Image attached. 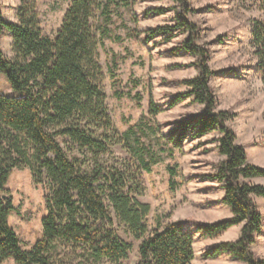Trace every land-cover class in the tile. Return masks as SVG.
Listing matches in <instances>:
<instances>
[{
    "label": "trees",
    "instance_id": "16d2710c",
    "mask_svg": "<svg viewBox=\"0 0 264 264\" xmlns=\"http://www.w3.org/2000/svg\"><path fill=\"white\" fill-rule=\"evenodd\" d=\"M19 1L15 23L5 20L0 3V74L5 75L14 94L0 93V264L8 261L95 264L103 260L125 264L132 247L120 240L108 203L139 240L147 234L144 219L150 207L138 201L127 174L100 164L99 160L110 151L105 142L92 137L88 127L105 133L113 130L107 97L101 88L98 48L106 50L105 39L122 42L120 37L112 35L110 26L115 19L122 20L123 10L131 14L136 1L71 0L54 38L42 31L39 0ZM159 1L173 4L178 15L174 24L145 32L130 30V33L134 38L144 35L146 42L161 36L166 43L180 34L186 35L182 50L196 59L198 74L182 81L186 91L177 94L170 107L190 99L203 110L175 124L171 130L175 147L181 149L190 135L201 139L218 134L215 143L224 158L214 179L224 192L221 204L231 210V217L199 224L198 230L204 239L215 240L230 229L241 227L236 241L215 245L207 257L227 255L244 264H264L252 251L255 235L261 234L264 227L255 202V198L264 200V185L252 181L264 179V168L250 164L246 150L237 144L229 126L237 114L218 110V100L210 85L216 74L209 68L210 52L199 45V28L188 18L194 12L191 0ZM259 5L264 12V0ZM96 12L99 13L98 38L91 25ZM167 12L155 8L147 14ZM5 32L12 36V59L3 52ZM251 46L256 72L264 83V21L252 22ZM118 65V56L110 54L108 71L114 87L119 81ZM134 99L140 106V95ZM149 109L153 116L161 112L152 100ZM58 137L67 138L80 150L93 155L92 172L82 171L76 161L69 159ZM145 167L150 171L148 164ZM25 169L30 171L36 186L47 181L50 188V194L45 197L42 236L30 250L23 249L9 222L14 206L7 185L14 171ZM169 173L173 188L178 172L174 168ZM139 254L138 264H192L194 239L184 223L163 224L157 220L156 229L143 241Z\"/></svg>",
    "mask_w": 264,
    "mask_h": 264
},
{
    "label": "rangeland",
    "instance_id": "374dc122",
    "mask_svg": "<svg viewBox=\"0 0 264 264\" xmlns=\"http://www.w3.org/2000/svg\"><path fill=\"white\" fill-rule=\"evenodd\" d=\"M70 1H38L40 24L45 35L55 37ZM135 1L133 12L123 10L122 20L115 19L110 26L112 35L120 37L122 42L105 39L106 50L98 48L103 76L101 88L107 97L113 130L105 133L88 127L92 137L105 142L110 151L99 160L100 164L127 174L131 185L135 186L138 201L150 207V213L144 219L147 234L139 240L117 218L108 203L120 240L132 247L125 264H138L139 249L156 229L157 220L163 224L184 223L185 230L194 239L195 260L192 264H244L227 255L215 259L207 257L215 245L236 241L241 227L229 230L215 240L204 239L198 230L199 224L228 219L231 214V210L221 204L223 190L214 179L224 160L215 143L219 135L209 134L201 139L190 135L181 149L175 147V138L171 136L176 123L203 110L190 99L170 107L172 99L186 91L182 81L198 74L196 59L182 50L186 35L180 34L166 43L161 36L146 42L144 35L134 38L130 33V30L145 32L158 26L173 25L177 11L169 1ZM0 3L5 20L15 23L20 1L0 0ZM259 4L260 0H191L194 12L188 18L199 28V45L210 52L209 68L216 73L210 85L218 100V110L237 114L229 124L237 137V144L246 150L250 164L264 168V83L256 72L251 46L252 22L264 21ZM155 8L168 12L164 15L147 14L148 10ZM91 25L98 38V12ZM2 47L4 54L12 59L10 34L5 33ZM110 54L118 56L119 81L116 87L108 71ZM0 93L14 95L4 74H0ZM138 94L142 98L140 106L134 99ZM151 100L155 108L161 110L157 116L150 115ZM58 141L69 159L76 161L82 171L92 172L95 165L92 154L80 150L67 138L58 137ZM174 168L178 175L171 188L169 169ZM252 182L264 185V179ZM7 188L14 206L10 226L19 236L23 249L30 250L42 236L49 185L44 181L43 185L36 186L30 171L25 169L13 172ZM255 202L264 222V202L256 198ZM252 251L257 260L264 263V227L261 234L255 235ZM4 264L15 263L8 261ZM95 264L113 263L103 260Z\"/></svg>",
    "mask_w": 264,
    "mask_h": 264
},
{
    "label": "crops",
    "instance_id": "0c3cea01",
    "mask_svg": "<svg viewBox=\"0 0 264 264\" xmlns=\"http://www.w3.org/2000/svg\"><path fill=\"white\" fill-rule=\"evenodd\" d=\"M20 6V5H19ZM16 13H17V10H16ZM5 33H7V32H5ZM5 33H4V36H5ZM9 34V33H8ZM10 37H11V40H12V36L10 35ZM4 38V37H3ZM2 45H3V40H2ZM3 48V47H2ZM223 195H224V192H223V194H222V198H223ZM256 199H258V200H261V201H263L264 202V200L263 199H261V198H256ZM226 207V206H225ZM228 209V208H227ZM230 211V210H229ZM231 213V212H230ZM230 217H231V214H230ZM229 217V218H230ZM236 227H234V228H232V229H235ZM232 229H230V230H232Z\"/></svg>",
    "mask_w": 264,
    "mask_h": 264
}]
</instances>
